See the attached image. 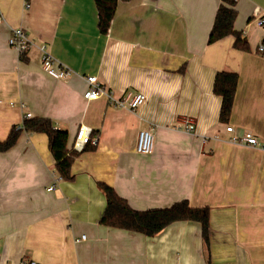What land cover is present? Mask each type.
Segmentation results:
<instances>
[{"label":"crops","instance_id":"1","mask_svg":"<svg viewBox=\"0 0 264 264\" xmlns=\"http://www.w3.org/2000/svg\"><path fill=\"white\" fill-rule=\"evenodd\" d=\"M219 3L119 0L101 33L94 0H0V140L21 126L25 112L66 130L69 149L80 126L98 137L74 158L72 180L55 179L43 133L22 130L0 151L1 261L264 264V148L230 140L249 131L264 144V33L251 19L264 0L236 1L234 25L246 50L235 48L231 35L208 42ZM12 27L45 43L69 75H48L35 46L19 57L7 44ZM221 71L238 76L226 122L213 92ZM80 75H96L116 94L142 92L146 101L132 111L104 97L86 100ZM186 120L195 132L177 128ZM148 127L153 150L137 153L138 131ZM101 182L135 210L182 199L207 206L208 241L195 221L171 222L154 236L101 224Z\"/></svg>","mask_w":264,"mask_h":264},{"label":"trees","instance_id":"2","mask_svg":"<svg viewBox=\"0 0 264 264\" xmlns=\"http://www.w3.org/2000/svg\"><path fill=\"white\" fill-rule=\"evenodd\" d=\"M118 1L94 0L98 16L97 26L101 33L107 32ZM236 1L220 0L209 31L208 42L212 43L231 35L234 37L233 46L246 50L248 41L241 31L235 29L234 25L237 16ZM237 79V73L231 71H221L215 75L213 92L221 97L219 119L222 122H226L231 114ZM22 130L45 134L55 170L61 179L72 180L74 178L72 164L79 152L67 147V131L56 128L50 118H24L21 126L14 125L7 137L0 140V151L13 146ZM99 186L105 197V208L99 219L101 224L154 236L171 222L195 221L201 224L203 239L205 242L208 241L209 211L207 206L192 207L186 199H182L163 208L135 210L130 207L125 198L117 194L112 186L103 182L99 183Z\"/></svg>","mask_w":264,"mask_h":264},{"label":"built area","instance_id":"3","mask_svg":"<svg viewBox=\"0 0 264 264\" xmlns=\"http://www.w3.org/2000/svg\"><path fill=\"white\" fill-rule=\"evenodd\" d=\"M28 7L29 3H25ZM252 21L255 25L262 29L264 33V11L255 9L253 15L251 16ZM3 21V17L0 14V22ZM7 44L15 49L19 55L22 57L26 52H28L32 47H37L41 52V67L42 69L51 77L55 79H64L71 72L67 67L60 64L48 51L47 46L43 42H34L27 32L22 27H12L10 28V33L7 38ZM259 50H263V46L259 47ZM80 77L84 82L83 98L86 100H95L100 97H104L109 105L126 108L135 111L139 106L145 103L146 95L142 92H132L129 90H123L121 93L116 94L114 89L107 84L100 82L96 75H83ZM23 106V103L20 104ZM30 113L25 112L24 118H29ZM178 129H182L187 132H195V126L190 120H186L183 126H177ZM233 127L231 125L226 127V131H232ZM97 134L89 127L80 126L74 136L73 142L70 149L79 152L82 151L87 145H96ZM233 142H239L251 146H260L264 148V144H259L257 138L253 136L249 131H245L240 136L233 135L230 138ZM154 146V137L150 127L142 128L138 131L137 141H136V152L141 154L151 153ZM55 179H61L60 176ZM54 185L48 187V190H52ZM85 236L81 235V239ZM0 264H6L1 261ZM15 264H37L33 259L22 257Z\"/></svg>","mask_w":264,"mask_h":264}]
</instances>
